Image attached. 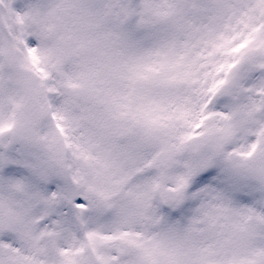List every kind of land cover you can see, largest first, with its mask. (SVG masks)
<instances>
[{
	"label": "snow or ice",
	"instance_id": "6c2138e0",
	"mask_svg": "<svg viewBox=\"0 0 264 264\" xmlns=\"http://www.w3.org/2000/svg\"><path fill=\"white\" fill-rule=\"evenodd\" d=\"M0 264H264V0H0Z\"/></svg>",
	"mask_w": 264,
	"mask_h": 264
}]
</instances>
